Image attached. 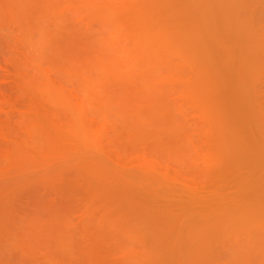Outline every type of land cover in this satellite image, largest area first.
<instances>
[{
	"label": "rangeland",
	"instance_id": "1",
	"mask_svg": "<svg viewBox=\"0 0 264 264\" xmlns=\"http://www.w3.org/2000/svg\"><path fill=\"white\" fill-rule=\"evenodd\" d=\"M0 264H264V0H0Z\"/></svg>",
	"mask_w": 264,
	"mask_h": 264
}]
</instances>
